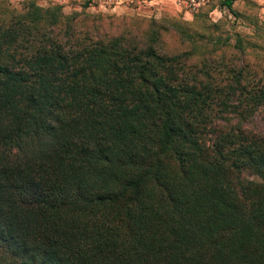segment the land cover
Here are the masks:
<instances>
[{"label":"trees","instance_id":"obj_1","mask_svg":"<svg viewBox=\"0 0 264 264\" xmlns=\"http://www.w3.org/2000/svg\"><path fill=\"white\" fill-rule=\"evenodd\" d=\"M75 16L0 19V264H264V80L240 43L236 63L180 23Z\"/></svg>","mask_w":264,"mask_h":264},{"label":"rangeland","instance_id":"obj_2","mask_svg":"<svg viewBox=\"0 0 264 264\" xmlns=\"http://www.w3.org/2000/svg\"><path fill=\"white\" fill-rule=\"evenodd\" d=\"M31 1L41 7L56 5L66 16L76 15L75 23L81 28L90 25L92 18H97L106 30L108 21L114 19L115 26L120 18L136 21V31L144 28V23L151 19L166 25L180 23L195 33L192 39H196L198 44L218 47L214 54L219 50L232 53L237 58L236 63H241L237 57V45L240 43L244 76L264 80V0H233L232 12L222 3L223 0H208L192 14H184L175 0H0V19L8 20L11 14L22 12ZM160 38L161 44L167 48L177 45L188 47L191 41L190 37L180 41L177 34L167 29L161 31ZM200 54L201 51L197 50L194 59H199ZM222 65L218 63L210 69L217 73Z\"/></svg>","mask_w":264,"mask_h":264},{"label":"built area","instance_id":"obj_3","mask_svg":"<svg viewBox=\"0 0 264 264\" xmlns=\"http://www.w3.org/2000/svg\"><path fill=\"white\" fill-rule=\"evenodd\" d=\"M119 2L120 0H112ZM177 6L180 7L184 14H192L197 12L208 0H175Z\"/></svg>","mask_w":264,"mask_h":264},{"label":"crops","instance_id":"obj_4","mask_svg":"<svg viewBox=\"0 0 264 264\" xmlns=\"http://www.w3.org/2000/svg\"><path fill=\"white\" fill-rule=\"evenodd\" d=\"M173 1V0H172ZM235 1V0H234Z\"/></svg>","mask_w":264,"mask_h":264}]
</instances>
